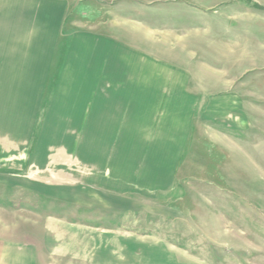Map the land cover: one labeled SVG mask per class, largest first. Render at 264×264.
<instances>
[{"label":"crops","instance_id":"crops-1","mask_svg":"<svg viewBox=\"0 0 264 264\" xmlns=\"http://www.w3.org/2000/svg\"><path fill=\"white\" fill-rule=\"evenodd\" d=\"M263 2L0 0L1 263L62 254L72 235L85 244L88 229L102 243L136 224L135 213L164 212L159 204L183 212L176 181L200 172V160L221 162L223 144L251 131L230 61L214 71L197 53L244 51L245 33L227 37L214 16L239 27ZM214 81L225 90L206 92ZM28 211L36 239L12 241L8 230L23 229Z\"/></svg>","mask_w":264,"mask_h":264},{"label":"rangeland","instance_id":"rangeland-1","mask_svg":"<svg viewBox=\"0 0 264 264\" xmlns=\"http://www.w3.org/2000/svg\"><path fill=\"white\" fill-rule=\"evenodd\" d=\"M247 7L250 17L253 9ZM231 9L235 11L236 7ZM260 14L256 18L241 19L239 27L238 21L234 24L230 21L225 27V19L214 16L213 28H224L227 37L245 33L240 37L244 51L239 47H234L232 52L224 51L226 47L220 46L213 53H197V61L211 63L214 71L220 69L227 73L230 61L231 94L246 104L241 109L251 131L246 133L247 140L235 137L239 144L232 141L229 147L223 144L226 157L221 162L209 158L200 160V172L194 173L193 169V173L185 172L186 177L176 181L182 184L185 193L179 202L183 212L176 208L167 213L170 206L159 204L164 212L149 213L150 217L137 212L133 218L138 220L136 224L130 222L118 229L119 236L98 238L102 243H93V233H90L93 230L88 229L85 244L73 243L72 239H77L72 235L70 244L60 245L62 254L42 251L40 255L44 259H9L0 264H264V143L259 145L253 140L254 135L264 133V17ZM239 54L245 55L247 65L235 72L233 66ZM223 90L224 84L217 81L207 84L205 89L210 94ZM222 149L216 147L213 152L220 158ZM206 161L215 168L209 169V165L207 168ZM23 217L28 219L23 222V229H10L8 235L12 241L20 236L29 243L36 239L37 229L29 222L35 216L28 211Z\"/></svg>","mask_w":264,"mask_h":264}]
</instances>
